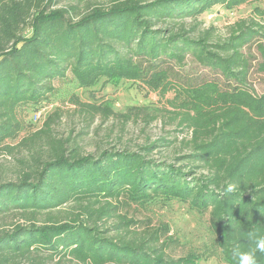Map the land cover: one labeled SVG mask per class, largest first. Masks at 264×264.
I'll list each match as a JSON object with an SVG mask.
<instances>
[{
  "label": "trees",
  "instance_id": "obj_1",
  "mask_svg": "<svg viewBox=\"0 0 264 264\" xmlns=\"http://www.w3.org/2000/svg\"><path fill=\"white\" fill-rule=\"evenodd\" d=\"M63 1L0 0V154L24 148L31 156L19 161L17 181L0 180V220L23 222L1 231L0 264H238L234 253L264 237V94L250 82L255 66L264 72V11L215 43L186 22L264 0H77L57 8ZM79 3L86 10L77 15ZM253 48L260 60L244 52ZM188 58L215 78L187 80L179 68ZM122 83L174 94L169 105L188 133L186 155L150 158L156 144L85 154L53 135L58 111L38 130L26 122L62 98V88L85 113L116 116L97 89ZM175 203L204 220L206 232L200 251L180 259L167 254L179 244L166 238L168 227L135 231L140 223L118 214ZM256 260L264 264V253Z\"/></svg>",
  "mask_w": 264,
  "mask_h": 264
},
{
  "label": "rangeland",
  "instance_id": "obj_2",
  "mask_svg": "<svg viewBox=\"0 0 264 264\" xmlns=\"http://www.w3.org/2000/svg\"><path fill=\"white\" fill-rule=\"evenodd\" d=\"M77 4V0H64L58 4L57 8H68ZM257 8L264 11V2H252L233 12L216 7L213 12L197 20L188 19L186 26L187 28H194L197 31L196 35L211 33L213 43L222 42L230 37V28L235 23L255 18ZM79 9L77 15L86 10L85 4L79 3ZM244 52H252L251 55L260 60L254 48L251 51L249 49L244 50ZM253 63L255 66L258 62L254 61ZM256 68L257 66L253 70L250 82L256 93L263 95L264 72ZM179 69L184 77L193 83L215 78L212 72L190 58L187 59L186 65ZM56 86L60 87L57 83ZM61 91L63 92L62 98H55L38 114L27 115L25 119L29 125H33L32 131L40 129L45 120L58 111L59 117L55 119L56 121L52 125L53 135L58 139H70L71 143L80 146L85 154L99 155L101 151L106 149L139 151L150 144H156L158 146L150 158L172 163L177 158L186 155L187 150L183 146V139L188 137V133H182L178 121L175 119L174 110L169 105V101L174 97L173 93H169L164 98L157 93L147 95L130 83H122L118 87L98 88V97L108 101L116 114V116L108 118L102 114L85 113L70 101V91L64 92V88ZM76 93L81 96L84 102H91L88 94H82V91H76ZM25 136L27 133H22L20 139ZM19 140L11 143L12 146H16ZM30 157L24 148L16 149L13 154L1 153L0 180L17 181L22 169L19 161L29 160ZM118 214L126 215L128 218L138 221L140 228L134 227L133 230L135 231L143 232L145 229L154 231L163 226L168 227L169 232L166 238L171 237L179 243L167 248L168 256L174 259L186 257L193 253L192 251L199 252L204 234H206L203 228L204 220L201 221L195 213L178 203L167 206L159 205L147 210L136 206L131 208L120 207ZM115 222V219L110 220L108 226ZM16 223H23L17 215L0 220V233L4 229H12V225ZM43 264L79 263L69 259L60 261L58 258H48L47 261L44 260ZM196 264L223 263L217 259L203 258Z\"/></svg>",
  "mask_w": 264,
  "mask_h": 264
},
{
  "label": "clouds",
  "instance_id": "obj_3",
  "mask_svg": "<svg viewBox=\"0 0 264 264\" xmlns=\"http://www.w3.org/2000/svg\"><path fill=\"white\" fill-rule=\"evenodd\" d=\"M235 185H229L227 187L228 192H233L235 190ZM254 234L249 233L252 237ZM264 253V237H257L255 239L254 248L248 251L237 250L234 254L238 257V264H257L256 253Z\"/></svg>",
  "mask_w": 264,
  "mask_h": 264
}]
</instances>
